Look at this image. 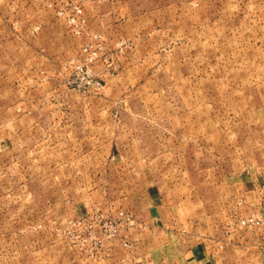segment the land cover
Here are the masks:
<instances>
[{"label":"rangeland","instance_id":"obj_1","mask_svg":"<svg viewBox=\"0 0 264 264\" xmlns=\"http://www.w3.org/2000/svg\"><path fill=\"white\" fill-rule=\"evenodd\" d=\"M0 264H264V0H0Z\"/></svg>","mask_w":264,"mask_h":264},{"label":"built area","instance_id":"obj_2","mask_svg":"<svg viewBox=\"0 0 264 264\" xmlns=\"http://www.w3.org/2000/svg\"><path fill=\"white\" fill-rule=\"evenodd\" d=\"M257 222L259 223V221L254 216L248 217L246 220L245 219L243 220V223L246 224L257 223Z\"/></svg>","mask_w":264,"mask_h":264}]
</instances>
